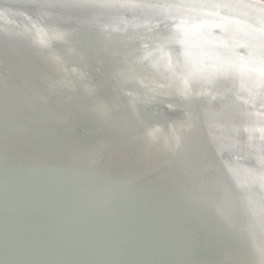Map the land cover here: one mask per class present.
<instances>
[{
	"label": "water",
	"instance_id": "obj_1",
	"mask_svg": "<svg viewBox=\"0 0 264 264\" xmlns=\"http://www.w3.org/2000/svg\"><path fill=\"white\" fill-rule=\"evenodd\" d=\"M73 1L77 3H72ZM133 1L130 3L127 0H0V85L3 87V95L0 94V97L14 99L24 96L37 106L35 100H40L44 94L60 97L66 86L70 89V83L59 81L53 75L45 73H43L45 76L42 75V72L31 66L32 62H40L41 66L46 64L64 74L63 77L69 75L81 88L90 81L95 82L93 86L106 85L102 91L106 97L101 100L103 108L100 115L105 117L106 123L103 136L111 135L110 139L99 147L100 153H95L96 149L90 150L85 147V143L92 139L100 142L103 140L102 134L96 130L97 126H94L95 132L92 135L85 133L82 140L77 143L84 144L83 150L86 153L82 156L91 160L85 159L86 161L80 163L74 170L67 172V168L60 172L76 175L85 167L87 169L83 172L85 173L93 166L90 162L93 160L99 165H108L111 168L109 172H113L116 176L115 183L117 187L119 185L121 200H132V204L125 205L129 207L128 211L132 212L129 211L127 217H124L122 212L113 214L108 212L110 218H106L107 212H105L104 222L110 221L111 227L107 225L104 228H108L116 236L132 235L131 229L134 227L131 225L139 219L145 208L149 211L146 205L150 202L149 198L155 196V188H153L155 183L151 184L154 173L158 175L155 176L156 181L163 177L160 184L162 188L165 187L164 193H168V186L173 188L178 184L181 185V174L177 175L179 166L176 165L174 171L168 167L175 162L172 156L174 144H171L175 142L173 140L175 135L180 138L192 134L193 131L194 134L197 133L196 135H212L209 137L212 143L198 142L201 146L196 147L197 152L191 154L188 151L185 154L187 159L183 160L193 165V175L197 177L205 173L203 170L205 162L208 167L212 164L211 167H207L209 173H205L206 185L202 193L206 208L201 209V205L198 204L199 217L209 219L215 228L221 229V218L213 213L221 207L224 209V218L230 223L232 217L242 216L241 222L236 218L234 224H231L233 231L228 237L227 245L218 250V253L212 254L209 264H264V140L262 139L264 92L254 96L252 91H248L247 95L240 90L248 88L247 85L260 89L258 84L264 85V70L254 69L241 61L242 57L239 55L245 54L244 48H247V45L237 42L233 47L228 45L226 39L215 36L229 28L246 32L247 29L244 28L253 26L254 23L234 16L233 8L244 10L250 3L255 4V7L264 8V2L258 0H231L232 3L223 0ZM37 3L43 4L46 8L40 7ZM217 7L230 12L220 13L215 10ZM39 11L43 12L42 15L31 14ZM217 12L220 13L219 16L213 15ZM200 15L213 16L212 20L215 21H201L204 23L202 26L208 28L215 25L213 31L208 36L193 29L190 33L200 38L205 37L208 42L193 41L196 38L186 34L181 26L171 21L172 17L197 19L196 16ZM218 19L225 21L227 26L219 28L214 23ZM260 19L264 20V18ZM253 29L246 33L247 39L240 37L245 44L250 43L248 36L254 34ZM171 33L187 35L184 40H179L178 45L184 44L188 47L187 45L190 44L192 48L199 47L203 50H198V55L192 56L175 53L171 55L169 49L177 43L170 41ZM261 41L264 42L263 39ZM28 45L35 47L33 49L39 52L32 51ZM210 50L213 52H209ZM39 53L48 54V57L39 56ZM21 54L29 58L28 63H21L19 68L23 70L11 66L16 61L14 56ZM167 54L171 55L169 59L173 64L176 63L175 65L160 61V56ZM5 59L7 61L3 62ZM145 61H147L146 67L148 66L152 72L168 66L164 72L175 71L178 77L171 81V86L167 85V81L137 83L131 76L118 79L113 76L114 80L109 78L92 81L102 76L99 71L102 70L103 65L100 63L106 65L102 72L107 74L117 67H120V70H132ZM185 61L209 64L237 72H227L230 73L228 77L218 80L194 79L191 74L181 75L182 73L178 72L187 66L188 63L183 64ZM89 72L93 75L88 77L86 75ZM37 73L51 81L53 87L46 86V82L42 81L48 88L47 92H42L37 84L38 79L30 75ZM184 76L188 80L183 79ZM108 97L116 98V101H108ZM27 110L31 111L29 108ZM185 142L183 141L182 144ZM40 146L42 148V145ZM83 163L87 165L83 166ZM0 173V184H2L6 181V172ZM61 173L56 174L61 175ZM56 174L54 173V178L57 177ZM169 181L170 183L167 184ZM136 183H141L143 187L133 188ZM157 194L163 198L158 191ZM197 200L201 199L197 196L194 198L193 195L186 198V202L191 206L189 211L197 208ZM10 201L13 199H8L6 202ZM113 202L114 200L111 199V203ZM12 209L19 213L21 210L19 206ZM202 210L209 212L206 217L203 216ZM247 214L251 220L249 223H247ZM194 215L196 213H193V217ZM183 218L190 220L184 214ZM15 222L24 223L20 214ZM174 223L175 217L166 224L164 233L155 240L156 244L149 248L150 253L145 257L147 260L139 264L177 262L175 260L178 259L177 255L181 247L178 245L179 249H177L174 242L176 239L180 241V234L184 228L180 226L175 228ZM41 232L45 234L44 230ZM163 241H166L165 245L162 244ZM111 243L105 247L110 248ZM159 251H162L159 257L150 259L149 263H146L149 256ZM6 259L0 254V264H9ZM24 264L30 263L26 261Z\"/></svg>",
	"mask_w": 264,
	"mask_h": 264
},
{
	"label": "bare ground",
	"instance_id": "obj_2",
	"mask_svg": "<svg viewBox=\"0 0 264 264\" xmlns=\"http://www.w3.org/2000/svg\"><path fill=\"white\" fill-rule=\"evenodd\" d=\"M223 1L232 3L231 0ZM258 1L264 2V0ZM127 2L133 3L134 1L127 0ZM72 3H77V1ZM37 4L46 8L43 4ZM167 4L170 6L169 2ZM233 9V14L237 18L245 21L251 20L254 23L253 26H250L252 28H244L247 29L246 32L229 28L215 36L226 39L228 45L233 47L237 42L247 45L248 47L244 48L245 54L239 55L242 57L241 61L254 69L264 70V42L261 41L264 40V20L260 19L264 18V8L255 7V4L250 3L249 7H245L244 10L235 7ZM215 10L220 13L230 12L222 7H217ZM42 13L39 11L31 14L39 16ZM220 13L217 12L213 15L219 16ZM196 17L201 20L177 17L170 19L175 21L176 25L181 26L180 28L185 30L186 34L196 38L193 41L208 42L205 37L200 38L190 31H192L191 29L197 30L200 34L208 36L215 25L208 28L202 26L204 23L201 21L215 20H212L213 16L200 15ZM214 23L219 28L227 26V23L221 19ZM252 29L254 34L248 36L251 41L245 44L241 38H245L248 35L246 33ZM186 36L177 33L169 35L171 42L177 41L169 49L171 55L175 53L192 56L198 55V50H203L199 47L192 48L190 44L187 45L188 47L184 44H182L183 46L178 45L179 40H184ZM224 46L226 45L224 44ZM29 48L39 52L33 49L35 47L29 46ZM209 52H213V50ZM161 53L163 54V52ZM170 54L161 55L160 61L164 64L169 62V65L173 66L176 63L171 62ZM38 55L48 57V54L45 53ZM14 60L16 61L11 66L20 70H23V68H19L22 62H29V58L23 54L14 56ZM5 61L7 60L5 59L3 62ZM37 63L32 62L31 66L38 72H42V75H44L43 73L53 75L59 81L71 85L70 89L66 86L60 97L57 95L45 96L44 94L40 100H35L38 103L37 106L24 96L14 99L0 97V172H6V181L0 184V254L8 259L9 264H24L26 261L30 264H139L147 260L145 257L150 253L149 248L156 244L155 240L164 233L166 224L175 217L173 226L184 228L180 234L181 237L179 235L180 241L176 239L174 242L175 247L178 245L181 247L175 264H209L212 254L227 245L228 237L233 231L231 224H234L236 220L241 222L242 216L232 217L230 223L224 218V209L221 207L220 210L213 212L221 218V229L215 228L209 219L199 217L198 204L201 205V209L206 208L202 191L206 185L204 182L205 173H209L208 168L212 164L208 167L205 162L203 168L205 173L197 177L193 175V165L183 160L187 159L185 154L188 151L191 154L197 152L196 147L201 146L198 142L212 143V139L209 138L212 135H196L197 133L194 134V131L192 134L183 135L180 138L175 135L173 138L175 142H171L174 144L172 156L175 162H172V166L169 164L168 167L174 171L176 165L179 166L177 175L181 174V185L177 183L178 185L173 188L168 186V190L171 191L164 193L165 187L162 188L160 184L163 177L156 181L158 175L154 173L151 184L155 183L153 187L155 196L149 198L150 202L146 205L149 211L145 208L139 219L131 225L134 227L131 229L132 235L116 236L108 228H104L107 225L109 228L111 227L110 221L104 222L105 212H107L106 218H110V214L114 212H122L123 216L127 217L130 210L128 211L129 207L125 205L132 204V200H121L119 185L117 187L115 183L116 176L113 172H109L111 168L108 165H99L93 160L90 161L93 166L85 172H88L87 174L83 173L87 170L85 167L79 174H66L69 170L76 169L80 163L85 162V159L91 160L89 157L82 156L86 153L83 150L84 144H77L85 133L92 135L95 132L94 126H97L96 130L102 136L105 133L103 131L106 124L105 117L100 114L102 113L101 108H103L101 100L106 97L102 91L106 85L93 86L92 84L95 82L91 83L90 81L89 84H85L81 88L79 83L74 82L69 75L63 77L64 74L46 64H43L42 66L45 67H42L40 62ZM146 63L147 61L132 70H120V67H117L107 74L102 72L106 65L100 63L103 65L102 70L99 71L102 76L92 79V81L109 78L114 80V77L118 79L131 76L137 83L150 84L153 81H167V85L171 86V81L178 77L175 71L164 72L168 66L152 72L148 66L146 67ZM186 63L188 62L185 61L183 64ZM177 66L179 65L177 64ZM28 68L30 67L28 66ZM172 68L170 67V69ZM31 72L33 71L31 70ZM178 72H181V75L191 74L194 79L218 80L237 71L190 62ZM30 75L38 79L37 84L42 92L48 90L42 81L46 82V86L53 87L50 84L51 81L39 73ZM90 75L93 73L89 72L86 76ZM106 75L109 77H104ZM181 75L179 76L181 77ZM184 77L183 79L188 80L186 76ZM230 78L234 79L233 76ZM247 86L248 88L240 89L247 95L248 91L254 92V96L264 92L262 84H258L260 89ZM95 92L96 95H94ZM70 93L72 94L70 95ZM0 94L3 95L2 85H0ZM108 98V101H116V98ZM170 135L174 134L170 133ZM110 136H103L101 142L92 139L85 143V147L90 150L96 149L95 153H100L99 147L105 145ZM262 139L264 140V137ZM183 141L186 142L182 144ZM84 165L87 164L83 163ZM64 169H67V172L63 174L60 171ZM54 173H61V175L56 174L57 177L54 178ZM103 177L106 178L103 179ZM169 183L170 181L167 184ZM132 187L140 189L143 186L141 183H136ZM157 191L163 198L158 196ZM192 195L201 200L196 201L197 208L189 211L191 206L186 202V198ZM8 199H13V201L6 202ZM111 199L114 200L113 203H111ZM18 206L21 208L20 213L12 209ZM193 213H196L194 217ZM202 213L206 217L209 212L202 210ZM19 214L24 223L15 222ZM183 214L191 221L184 219ZM250 221L247 214V223ZM25 223H27L26 226ZM43 230L45 234L41 232ZM182 237H184L183 240ZM110 242H112L111 247H105L109 246ZM165 242L163 241L162 244L165 245ZM188 245H190V249H188ZM161 253L162 251H159V253L149 256L146 263H149L150 259H156Z\"/></svg>",
	"mask_w": 264,
	"mask_h": 264
}]
</instances>
